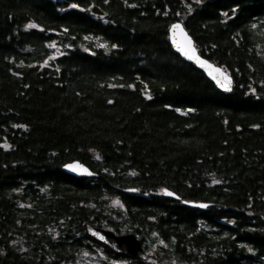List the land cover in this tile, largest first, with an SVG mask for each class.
<instances>
[{"label":"trees","instance_id":"obj_1","mask_svg":"<svg viewBox=\"0 0 264 264\" xmlns=\"http://www.w3.org/2000/svg\"><path fill=\"white\" fill-rule=\"evenodd\" d=\"M177 20L231 92L174 50ZM261 20L264 0H0V264L103 247L83 222L155 242L159 262L263 260ZM75 160L96 176L62 169Z\"/></svg>","mask_w":264,"mask_h":264},{"label":"water","instance_id":"obj_2","mask_svg":"<svg viewBox=\"0 0 264 264\" xmlns=\"http://www.w3.org/2000/svg\"><path fill=\"white\" fill-rule=\"evenodd\" d=\"M91 12L95 15H102L103 11L97 6L91 7ZM179 25V28L174 26ZM169 40L174 50L187 62L193 63L198 69H200L207 78L214 83V85L224 92H231L233 89V79L231 75L221 66L210 61L206 57L200 54L197 49L193 38L188 33L181 20L174 21L169 27ZM191 41V49L194 51H188L187 41ZM182 49H184L182 51ZM188 51V54H185ZM189 56L193 58L189 59ZM203 62V66L201 64ZM215 77V79H214ZM227 77L230 80V84L227 85V89L222 87L221 84L224 82V78ZM217 80L221 83H217ZM62 169L75 177H95L93 173L85 164L75 160L63 165ZM164 194L172 196L178 199V196L173 192L163 189ZM191 206L206 207L203 203L187 202ZM82 229L86 236H89L100 245H102L109 252L118 256H129L132 258H138L145 260L147 254L140 241L139 235L136 232H127L117 234L113 230L103 227H97L89 222L82 223Z\"/></svg>","mask_w":264,"mask_h":264},{"label":"rangeland","instance_id":"obj_3","mask_svg":"<svg viewBox=\"0 0 264 264\" xmlns=\"http://www.w3.org/2000/svg\"><path fill=\"white\" fill-rule=\"evenodd\" d=\"M257 25H261V29L264 31V21L263 20L257 23ZM113 201H115V203L113 204L118 205V203H116L117 202L116 200H113ZM146 244L147 246L144 249L147 254V258L145 260H147L149 263L151 264H185L175 259H172L166 262H159L157 260L158 253L156 252L157 247H156L155 242L150 243V241H146ZM64 264H130V261L124 260L121 258L120 259L110 258L105 252L104 247L96 246L91 249L89 248L81 249L73 261L66 262ZM255 264H264V259L258 262H255Z\"/></svg>","mask_w":264,"mask_h":264},{"label":"snow or ice","instance_id":"obj_4","mask_svg":"<svg viewBox=\"0 0 264 264\" xmlns=\"http://www.w3.org/2000/svg\"><path fill=\"white\" fill-rule=\"evenodd\" d=\"M175 28H179V25L174 26V29H175ZM187 45H188V51H194V50L191 49V41H190V40L187 41ZM183 50H184V49H182V51H183ZM188 51H185V54H186V55L188 54ZM191 58H193V57H192V56H189V59H191ZM201 64H202V66H203V62H201ZM214 79H215V77H214ZM217 83H221V81L217 80ZM228 84H230V80H228L227 77H225V78H224V82H223V84H221V86H222V87H225V88L227 89V85H228Z\"/></svg>","mask_w":264,"mask_h":264}]
</instances>
